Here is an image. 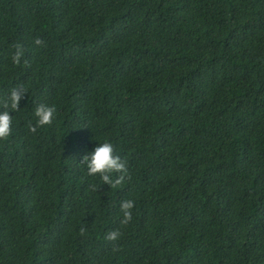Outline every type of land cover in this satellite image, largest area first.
Here are the masks:
<instances>
[{
    "label": "trees",
    "instance_id": "obj_1",
    "mask_svg": "<svg viewBox=\"0 0 264 264\" xmlns=\"http://www.w3.org/2000/svg\"><path fill=\"white\" fill-rule=\"evenodd\" d=\"M20 85L0 264H264V0H0V110ZM105 140L112 188L79 164Z\"/></svg>",
    "mask_w": 264,
    "mask_h": 264
},
{
    "label": "clouds",
    "instance_id": "obj_2",
    "mask_svg": "<svg viewBox=\"0 0 264 264\" xmlns=\"http://www.w3.org/2000/svg\"><path fill=\"white\" fill-rule=\"evenodd\" d=\"M35 44L39 45L41 41L36 39ZM10 59L13 64H17L22 59V47L20 44H13ZM26 91L22 85L12 87L4 101L5 110H0V140H7L13 131V117L19 109L20 101L24 98ZM33 122H29L28 130L35 132L37 128L49 125L55 119L56 108L54 105L39 104L33 112ZM82 164L88 176L99 177L103 185H109L110 188L120 185L124 182L128 175L127 161L120 155L116 154L114 146L111 142L105 140L96 142L91 151L86 152L82 156ZM134 201L132 199H124L120 202V210L123 219L121 223L127 224L132 219V210ZM119 233L111 231L107 234V238L115 240Z\"/></svg>",
    "mask_w": 264,
    "mask_h": 264
}]
</instances>
